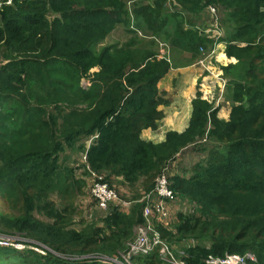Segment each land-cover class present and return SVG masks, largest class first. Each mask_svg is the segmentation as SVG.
Masks as SVG:
<instances>
[{
	"label": "trees",
	"instance_id": "1",
	"mask_svg": "<svg viewBox=\"0 0 264 264\" xmlns=\"http://www.w3.org/2000/svg\"><path fill=\"white\" fill-rule=\"evenodd\" d=\"M11 2L0 10V194L14 195L23 214H0V235L20 237L25 249L0 247L6 258L0 264H107L83 257L125 252L144 223L140 193L151 191L172 159L199 142L209 144L206 158L190 177L170 178L179 202L195 209L178 213L171 230L159 224L162 238L190 264L247 254L256 258L248 264H264V0ZM210 7L218 17V7L226 14L217 42L203 30ZM167 9L175 19L172 34L165 28ZM130 16L136 18L130 32L164 34L163 45L189 54L190 65L225 44L226 56L237 61L225 73L236 70L240 78L225 85L232 94L229 122L198 96L184 132H168L158 144L142 138L165 116L160 107L166 93L158 84L172 67L157 59L155 38L137 54L133 41L104 45ZM219 23L223 28L220 17ZM83 79L91 81L90 89L81 86ZM75 149L86 154L88 174L105 176L111 186L113 178L122 179L139 194L128 201L136 202L128 212L114 206L102 225L69 229L81 184L63 155ZM134 262L165 264L157 253Z\"/></svg>",
	"mask_w": 264,
	"mask_h": 264
},
{
	"label": "rangeland",
	"instance_id": "2",
	"mask_svg": "<svg viewBox=\"0 0 264 264\" xmlns=\"http://www.w3.org/2000/svg\"><path fill=\"white\" fill-rule=\"evenodd\" d=\"M128 2L131 0H127ZM139 4L143 5H147L149 3H152V0H139L138 1ZM169 6V5H168ZM133 9V6L131 8V10ZM168 10V9H167ZM218 10L220 12V21L223 24V28L226 31V26L224 24V20H225V12L219 7ZM168 10V13L166 12V21H167V25L165 26L166 29L169 30V32L172 34L174 32V25H175V19L172 18V13L173 11ZM175 11V10H174ZM185 19H188L189 16L184 15ZM193 18V16H192ZM190 18V19H192ZM135 21L136 18L133 19V16L129 17V22L128 23H122V24H118L116 29L114 30L113 33H111L108 38L106 39L104 45H113V44H119V45H128L129 42L133 41L135 42V44L133 45L132 52L134 54H137L138 51L142 50V49H148L149 47V42L151 41V39L155 38L154 42L155 44H153L154 46V51L157 52L158 56V60H162L164 55L167 58V54L169 53V60H171V67H178V66H187L190 65V63H187L186 61H188L190 55L180 51V49L177 48H173L171 46H167L168 48L166 49L165 46H163L162 44L165 43V35L162 34V37H156L154 35H152L151 31H147L148 32V36H145L143 33L141 32H130V31H134L133 27L135 28ZM200 22V19H198L196 21V18L194 17L193 23H196V27L198 25V23ZM195 27V28H196ZM154 41V40H153ZM171 41L168 43V45H170ZM225 44L221 43L216 45V47L212 50L213 53H216L209 62L206 63L205 66H201V64H199V60L202 58H199L197 61H195V65L193 66H201V68L204 69V76H208L209 79H207L206 81L203 79V77H197L198 83H197V92H196V98H198V96H200V99L202 101L207 102L211 108L212 111L215 110L217 111V117L219 120L224 121V122H229L230 120V116H231V112H232V102L229 100V97L232 96V94H228L226 93V88L227 85L230 81H239V79H237L235 77V71L236 70H232L230 73H225L224 68L228 67L231 64H235L237 63V61L235 59H230L228 57H226L225 55ZM222 70V74L221 71ZM98 69L94 68L91 70V73L97 72ZM221 74V75H220ZM229 78L228 80L226 78ZM225 83L226 88L221 92L219 90V85H221L223 87L222 82ZM92 83L89 79H83L81 81V86L88 90L92 87ZM158 87H160V85H158ZM231 87L233 89L234 85L231 84ZM198 89H201V91H198ZM231 89V91H232ZM72 94H74L72 92ZM228 96V97H227ZM165 100H167V104H170L172 101V96H168L165 94ZM195 98V99H196ZM193 99V100H195ZM244 103L246 104V99H244ZM166 104V105H167ZM81 109H84V106L80 107ZM161 108V107H160ZM225 112V113H224ZM86 146H89V142L86 141ZM209 144L208 143H204V142H199L196 145L188 148L187 150H185V154H183L182 152L178 155H176L172 161L170 162V164L168 165L169 167V173L171 176L175 175L174 173V169L176 170V174H183L186 177H190L192 175V167L197 164L200 160H203L206 158L207 156V152L206 150L203 151L205 148L207 150H209L210 148H208ZM67 151V150H66ZM206 152V153H205ZM63 156H68L70 159L67 161V164L71 167L74 168L73 170V176L75 177V179L77 181L80 182L81 184V190L80 191H76V198L74 199V204H75V214L72 220V224L69 227V229H77L78 231H82L83 229H85L86 227L92 225V224H98V225H102L101 223V219L102 217L107 214L103 211L98 210L95 207V202L91 196V175L88 174L86 172V168H85V163L82 159V154H79L77 152V150H71V151H67L65 155ZM70 161V162H69ZM113 186L117 189V191L119 192L121 199L123 202H125V200L129 201L130 198L138 196L137 193H135L133 191V189L127 187L126 185L122 184V179H116L113 178ZM138 188V187H137ZM141 194V193H140ZM72 196V195H71ZM55 198H57V196H54ZM125 199V200H124ZM142 199V195H140L139 200ZM181 203V202H179ZM179 206L182 207L181 204H179ZM112 209L114 208L111 207ZM195 209V207H193L191 210L193 211ZM129 210H126L125 212H127ZM180 210L176 209H172L171 211V217L166 225V227H168L169 229H172L176 223H177V214L179 213ZM185 211V210H183ZM184 213V212H183ZM0 214L4 215L5 217H20L22 216V212H20V204L17 203V198L14 195H11L9 193H3L0 194ZM156 226H159L158 223H155ZM3 227V226H2ZM191 241H189L190 243ZM189 243H183L185 245L189 244ZM175 245V244H174ZM197 245L196 248L198 247H204L205 249H208V244L207 243H199V242H195L192 241L191 242V246L195 247ZM177 246V245H176ZM175 248V247H174ZM181 253V252H180ZM248 255V254H247ZM16 257H11L9 260L11 262L14 261ZM6 258H0L1 261H4ZM15 264H21L20 263H15Z\"/></svg>",
	"mask_w": 264,
	"mask_h": 264
},
{
	"label": "built area",
	"instance_id": "3",
	"mask_svg": "<svg viewBox=\"0 0 264 264\" xmlns=\"http://www.w3.org/2000/svg\"><path fill=\"white\" fill-rule=\"evenodd\" d=\"M30 1L44 2L48 0ZM137 1L139 0H131L128 5L131 6ZM11 3V0L6 3L4 0H0V10L5 4L9 5ZM203 18L205 20L203 30L209 38L214 39V41L217 42L220 38L224 37L225 31L219 23L218 12L215 8L210 7L206 10ZM213 51L199 61L201 66H205L206 63L211 60L214 56ZM221 82L223 87L219 85V90L225 88V83H223V81ZM82 158L84 163H86V154L83 155ZM170 177L169 167H166L157 177L152 192L144 194L142 200L145 202L143 210L145 223L143 226L138 227L135 240L129 244V247L125 252L120 253L115 257L90 255L83 257V259L96 260L107 264H135L134 259L136 257L149 256L157 253L159 258L165 264H190L182 258H178L179 256L176 255L174 251L175 248L171 247L170 244L162 238L160 231L154 223L156 220L166 226L171 217L172 209H178L180 211L185 210V208L179 206V200L175 197V193L171 189ZM91 182V196L96 203L95 207L98 210L107 213L111 207L118 206L120 211L125 212L131 207L132 203L126 201L123 202L116 191V188L105 181V176L92 173ZM0 247L14 248L16 250L25 249L24 242L20 237L7 235H0ZM181 254L183 253H180V255ZM248 260L256 261V258L252 254L246 256L227 255L225 258L209 256L205 261V264H248Z\"/></svg>",
	"mask_w": 264,
	"mask_h": 264
},
{
	"label": "crops",
	"instance_id": "4",
	"mask_svg": "<svg viewBox=\"0 0 264 264\" xmlns=\"http://www.w3.org/2000/svg\"><path fill=\"white\" fill-rule=\"evenodd\" d=\"M220 71L222 74V70ZM203 76L204 69L201 66L190 65L171 68L169 73L159 82L160 87L158 88L166 95H171L172 101L170 104L161 106L160 109L165 116L159 122L158 128L156 130L147 129L142 132L144 140L158 144L165 141L168 132L182 133L188 128L192 115V102L196 97L197 83ZM197 77L200 78L197 80ZM203 79L206 81L209 77L204 76ZM224 89L220 91L222 92Z\"/></svg>",
	"mask_w": 264,
	"mask_h": 264
},
{
	"label": "clouds",
	"instance_id": "5",
	"mask_svg": "<svg viewBox=\"0 0 264 264\" xmlns=\"http://www.w3.org/2000/svg\"><path fill=\"white\" fill-rule=\"evenodd\" d=\"M166 49H167V48H166ZM163 59H164V60L166 59L168 63H171V60H169V53L167 54V58H166L165 55H164ZM170 70H171V69H170ZM195 98H196V97H195ZM177 133H178V132H177ZM88 142H89V146H86V144H85V146H86L87 149L90 147V141H88ZM83 155H85V154H82V157H83ZM82 159H83V158H82ZM86 163H87V160H86ZM86 163H85V164H86ZM163 170H164V169H163ZM163 170L161 171V173L163 172ZM161 173H160V174H161ZM174 173L176 174V170H175V169H174ZM160 174H159V175H160ZM159 175H158V176H159ZM171 177H172V176H171ZM171 177H170V178H171ZM156 179H157V178H156ZM155 181H156V180H155ZM170 183H171V180H170ZM154 186H155V182H154ZM113 187H114V186H113ZM114 188H115V187H114ZM153 189H154V187H153ZM153 189H152V190H153ZM171 189H172V188H171ZM152 190H151V191H147V192H141L142 199H143L145 193H150V192H152ZM172 190H173V189H172ZM116 191H117V189H116ZM117 192H118V191H117ZM174 193H175V192H174ZM118 194H119V192H118ZM119 195H120V194H119ZM120 197H121V196H120ZM142 199H140L139 201L142 202V203L144 204V206H143V208H142V209L144 210L145 202H144ZM124 200H125V199H124ZM178 200H179V199H178ZM125 201L128 202L127 200H125ZM130 203H132V205H131V207H132L136 202H130ZM179 204H181L182 207L185 208V211L182 210V211H179V213H183V212H184V213H187V212H191V211H192V210H191V209H192L191 206L185 205V204H183L182 202L179 203ZM131 207H130L128 210H130ZM143 210H142V214H143ZM127 212H128V211H127ZM177 215H178V214H177ZM143 218H144V216H143ZM144 223H145V218H144ZM144 223H143V224H144ZM154 223L161 224V223H159V222L156 221V220L154 221ZM161 225H163L164 227H166L164 224H161ZM155 226H156V225H155ZM156 227H157V226H156ZM166 228H168V227H166ZM157 229H158V227H157ZM168 229H169V228H168ZM158 230H159V229H158ZM169 230H171V229H169ZM149 256H150V255H149ZM140 257H141V256H140ZM143 257H145V256H143ZM136 258H137V257H136Z\"/></svg>",
	"mask_w": 264,
	"mask_h": 264
}]
</instances>
